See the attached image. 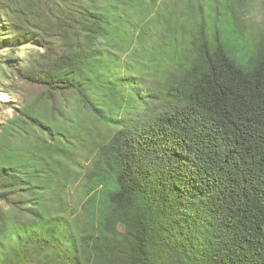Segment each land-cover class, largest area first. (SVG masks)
<instances>
[{"label":"trees","instance_id":"obj_1","mask_svg":"<svg viewBox=\"0 0 264 264\" xmlns=\"http://www.w3.org/2000/svg\"><path fill=\"white\" fill-rule=\"evenodd\" d=\"M251 1L0 0V264H264Z\"/></svg>","mask_w":264,"mask_h":264},{"label":"rangeland","instance_id":"obj_2","mask_svg":"<svg viewBox=\"0 0 264 264\" xmlns=\"http://www.w3.org/2000/svg\"><path fill=\"white\" fill-rule=\"evenodd\" d=\"M241 20L240 22L245 26L247 34H252L255 38H259L264 34V0H252L246 6L241 9ZM243 41L238 44H234L232 54L241 63H245L247 59L252 55L254 50V43H251V37L249 35ZM234 43V42H233ZM8 48V47H6ZM15 84L21 89V93L24 95L30 90L28 87L22 86L17 80ZM16 102L13 101L12 97L5 93L0 92V123L8 117L14 115V108L18 107V103H14L11 106H5L3 103Z\"/></svg>","mask_w":264,"mask_h":264}]
</instances>
